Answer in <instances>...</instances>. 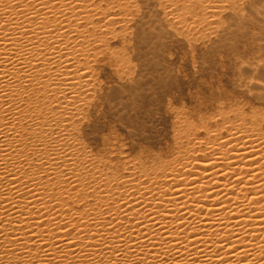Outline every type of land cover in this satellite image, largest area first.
I'll list each match as a JSON object with an SVG mask.
<instances>
[{"label": "bare ground", "instance_id": "obj_1", "mask_svg": "<svg viewBox=\"0 0 264 264\" xmlns=\"http://www.w3.org/2000/svg\"><path fill=\"white\" fill-rule=\"evenodd\" d=\"M220 1L205 0L209 15ZM131 10L0 0V264H264L262 110L152 159L78 142L97 62L121 56L111 42L126 41Z\"/></svg>", "mask_w": 264, "mask_h": 264}, {"label": "rangeland", "instance_id": "obj_2", "mask_svg": "<svg viewBox=\"0 0 264 264\" xmlns=\"http://www.w3.org/2000/svg\"><path fill=\"white\" fill-rule=\"evenodd\" d=\"M221 1L211 16L205 0H132L76 131L88 154L152 159L188 148L187 132L205 141L210 120L264 114V0Z\"/></svg>", "mask_w": 264, "mask_h": 264}]
</instances>
